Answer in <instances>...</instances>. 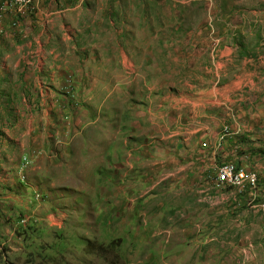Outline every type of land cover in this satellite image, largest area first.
<instances>
[{
  "label": "rangeland",
  "instance_id": "1",
  "mask_svg": "<svg viewBox=\"0 0 264 264\" xmlns=\"http://www.w3.org/2000/svg\"><path fill=\"white\" fill-rule=\"evenodd\" d=\"M56 27L55 43L65 44L55 54L68 61L69 89L79 91L71 103L91 110L92 122L151 107L150 118L168 123L175 110H158L164 94L183 95L187 114L212 97H225L216 108L229 98L264 113V0H83ZM133 71L138 80L127 82ZM21 100L22 114L33 104ZM15 188L0 187V264H264V241L224 231L215 202L210 212L190 197L150 193L138 197L131 220L106 228L87 210H28L35 195L18 197Z\"/></svg>",
  "mask_w": 264,
  "mask_h": 264
},
{
  "label": "crops",
  "instance_id": "2",
  "mask_svg": "<svg viewBox=\"0 0 264 264\" xmlns=\"http://www.w3.org/2000/svg\"><path fill=\"white\" fill-rule=\"evenodd\" d=\"M82 2L34 0L21 10L0 0V187H16L18 197L35 195L28 210L66 216L87 210L106 228L131 220L138 197L150 193L190 197L210 212L215 202L222 205L224 231L237 227L246 243L264 241V113L233 107L229 98L218 109L225 97H212L193 103L187 114L183 95L164 94L156 106L174 108L168 123L160 124L164 115L150 118L151 107L146 114L92 122L91 110L71 103L79 91L69 89L68 61L55 54L65 44L54 41L65 30L56 32V22ZM137 77L133 71L127 82ZM22 97L33 105L21 114L16 105ZM235 98L244 100L243 94ZM228 164L256 173L257 190L219 183V169Z\"/></svg>",
  "mask_w": 264,
  "mask_h": 264
},
{
  "label": "bare ground",
  "instance_id": "3",
  "mask_svg": "<svg viewBox=\"0 0 264 264\" xmlns=\"http://www.w3.org/2000/svg\"><path fill=\"white\" fill-rule=\"evenodd\" d=\"M17 6L21 10L29 9V7L32 6V0H22V2H20V5H17ZM234 167H236L234 164H228V165H225L219 169V174H218L219 183L225 184V185L231 186V187L244 189L247 185L255 186V182H253V178H254V180H256V184H257L258 176L256 173H248L250 176H243L242 178H240L238 180H234V181L223 180V174H222L223 170H231Z\"/></svg>",
  "mask_w": 264,
  "mask_h": 264
},
{
  "label": "built area",
  "instance_id": "4",
  "mask_svg": "<svg viewBox=\"0 0 264 264\" xmlns=\"http://www.w3.org/2000/svg\"><path fill=\"white\" fill-rule=\"evenodd\" d=\"M12 1L14 5H20V2H22V0H12ZM33 1L34 0H32V4H33ZM222 174H223V180H232V181L238 180L242 178L243 176H250L247 171H245L244 169L237 168V167H234L231 170H223ZM253 182H255V191H256L257 186H256V180H254V178H253Z\"/></svg>",
  "mask_w": 264,
  "mask_h": 264
}]
</instances>
